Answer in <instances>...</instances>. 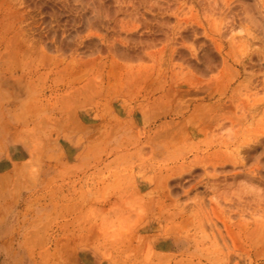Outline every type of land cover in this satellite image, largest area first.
Segmentation results:
<instances>
[{
  "label": "rangeland",
  "instance_id": "obj_1",
  "mask_svg": "<svg viewBox=\"0 0 264 264\" xmlns=\"http://www.w3.org/2000/svg\"><path fill=\"white\" fill-rule=\"evenodd\" d=\"M262 57L264 0H0V264H264Z\"/></svg>",
  "mask_w": 264,
  "mask_h": 264
},
{
  "label": "bare ground",
  "instance_id": "obj_2",
  "mask_svg": "<svg viewBox=\"0 0 264 264\" xmlns=\"http://www.w3.org/2000/svg\"><path fill=\"white\" fill-rule=\"evenodd\" d=\"M262 59H264V57H262ZM263 63H264V60H263ZM221 117V114H218V115H215V116H207V118L205 119V116L203 117H199V119L197 120H200L203 118V120H200L201 122H204V123H201V126L204 127V129H213L214 127H220V128H223L225 123L223 121V119L220 118ZM243 151L245 153V157H250L255 151H256V146L253 144V145H246L244 148H243ZM39 240H35L33 243H40L38 242Z\"/></svg>",
  "mask_w": 264,
  "mask_h": 264
}]
</instances>
